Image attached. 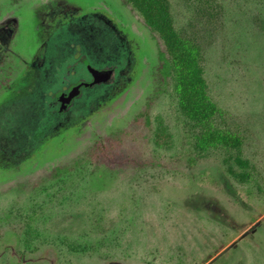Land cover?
<instances>
[{
    "label": "rangeland",
    "instance_id": "374dc122",
    "mask_svg": "<svg viewBox=\"0 0 264 264\" xmlns=\"http://www.w3.org/2000/svg\"><path fill=\"white\" fill-rule=\"evenodd\" d=\"M154 1L0 0V264H264V0Z\"/></svg>",
    "mask_w": 264,
    "mask_h": 264
},
{
    "label": "trees",
    "instance_id": "16d2710c",
    "mask_svg": "<svg viewBox=\"0 0 264 264\" xmlns=\"http://www.w3.org/2000/svg\"><path fill=\"white\" fill-rule=\"evenodd\" d=\"M154 3H156V9H159L163 6L159 1L157 3V1L155 0ZM152 19L153 18H151L148 14L147 21L151 28L154 27V20ZM178 60L180 59L178 58ZM121 145L122 141L120 139L112 140L106 137L105 139L97 140L89 153L91 163H101L105 164L108 167L117 166L124 170L134 166H145L146 162L141 157L138 156L137 158H135L134 153H129L130 150L128 149H122Z\"/></svg>",
    "mask_w": 264,
    "mask_h": 264
},
{
    "label": "water",
    "instance_id": "95a60500",
    "mask_svg": "<svg viewBox=\"0 0 264 264\" xmlns=\"http://www.w3.org/2000/svg\"><path fill=\"white\" fill-rule=\"evenodd\" d=\"M87 67H88V70L89 72L93 75V77L95 78V80L92 82V83H86V84H81L79 83L76 87H74L71 92L69 93V96L68 98H64L62 99L61 97V92H59L57 94V98L60 100V101H63V106L60 108V112L64 111L65 109H67V106L66 104L71 100V99H74L76 97H78L81 92H82V88H87V87H91L99 82H106L108 81L111 76H112V73H113V70L112 69H109V70H96L94 69L89 63H87ZM69 99V100H68Z\"/></svg>",
    "mask_w": 264,
    "mask_h": 264
},
{
    "label": "flooded vegetation",
    "instance_id": "af4514ba",
    "mask_svg": "<svg viewBox=\"0 0 264 264\" xmlns=\"http://www.w3.org/2000/svg\"><path fill=\"white\" fill-rule=\"evenodd\" d=\"M90 73V72H89ZM95 80V78L93 77V75L90 73V80H85V81H81V82H78V83H76V84H72V85H70V86H68V90L66 89V92H64V91H61V97H62V99H64V98H68V96H69V93L71 92V90L74 88V87H76L79 83H81V84H88V83H92L93 81ZM94 86V85H93ZM93 86H91V87H93ZM87 88H90V87H87ZM85 89V88H84ZM83 88H82V90H84ZM69 100V99H68ZM75 100V98L74 99H71L67 104H66V106H67V109L68 108H70V106L73 104V101ZM56 105L58 106V108H61L64 104H63V101H60L59 99L57 100V102H56ZM56 105L54 104V106L56 107Z\"/></svg>",
    "mask_w": 264,
    "mask_h": 264
}]
</instances>
